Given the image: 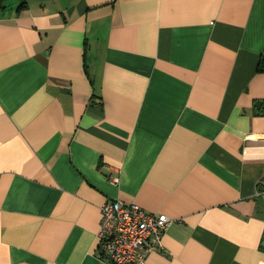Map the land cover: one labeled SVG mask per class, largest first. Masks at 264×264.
<instances>
[{"label":"crops","instance_id":"1","mask_svg":"<svg viewBox=\"0 0 264 264\" xmlns=\"http://www.w3.org/2000/svg\"><path fill=\"white\" fill-rule=\"evenodd\" d=\"M261 60L264 0H0V264H101L107 200L264 264Z\"/></svg>","mask_w":264,"mask_h":264},{"label":"built area","instance_id":"2","mask_svg":"<svg viewBox=\"0 0 264 264\" xmlns=\"http://www.w3.org/2000/svg\"><path fill=\"white\" fill-rule=\"evenodd\" d=\"M99 210L97 241L101 264H146L147 256L162 248V237L173 222L166 215L148 213L121 200H107Z\"/></svg>","mask_w":264,"mask_h":264},{"label":"trees","instance_id":"3","mask_svg":"<svg viewBox=\"0 0 264 264\" xmlns=\"http://www.w3.org/2000/svg\"><path fill=\"white\" fill-rule=\"evenodd\" d=\"M258 68H259V69L261 68V70L264 69V60H261V62L259 63Z\"/></svg>","mask_w":264,"mask_h":264},{"label":"water","instance_id":"4","mask_svg":"<svg viewBox=\"0 0 264 264\" xmlns=\"http://www.w3.org/2000/svg\"><path fill=\"white\" fill-rule=\"evenodd\" d=\"M260 104V102H258V103H256V107H257V105H259ZM263 247H264V239H263Z\"/></svg>","mask_w":264,"mask_h":264}]
</instances>
